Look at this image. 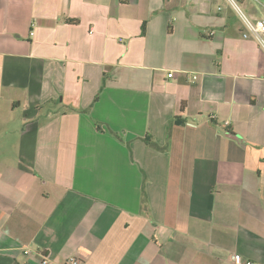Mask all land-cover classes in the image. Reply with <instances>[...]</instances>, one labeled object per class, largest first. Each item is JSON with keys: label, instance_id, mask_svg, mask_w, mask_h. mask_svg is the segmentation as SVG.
<instances>
[{"label": "crops", "instance_id": "1", "mask_svg": "<svg viewBox=\"0 0 264 264\" xmlns=\"http://www.w3.org/2000/svg\"><path fill=\"white\" fill-rule=\"evenodd\" d=\"M242 32L227 0H0V264H264Z\"/></svg>", "mask_w": 264, "mask_h": 264}, {"label": "built area", "instance_id": "2", "mask_svg": "<svg viewBox=\"0 0 264 264\" xmlns=\"http://www.w3.org/2000/svg\"><path fill=\"white\" fill-rule=\"evenodd\" d=\"M238 12L243 23L242 35L244 38L255 39L264 48V9L261 17H251L247 15L240 5V0H227ZM196 78V76H194ZM48 259H44L47 263ZM233 264H254L253 261L243 257L241 254L235 253L232 256ZM68 264H81V259L77 256H72L68 260Z\"/></svg>", "mask_w": 264, "mask_h": 264}, {"label": "trees", "instance_id": "3", "mask_svg": "<svg viewBox=\"0 0 264 264\" xmlns=\"http://www.w3.org/2000/svg\"><path fill=\"white\" fill-rule=\"evenodd\" d=\"M144 28H145V27H144ZM177 118H178V119H176V122H180V121H179V117H177Z\"/></svg>", "mask_w": 264, "mask_h": 264}, {"label": "rangeland", "instance_id": "4", "mask_svg": "<svg viewBox=\"0 0 264 264\" xmlns=\"http://www.w3.org/2000/svg\"><path fill=\"white\" fill-rule=\"evenodd\" d=\"M242 8V7H241ZM244 11V10H243ZM245 12V11H244Z\"/></svg>", "mask_w": 264, "mask_h": 264}]
</instances>
